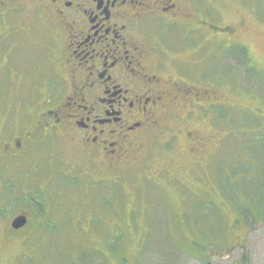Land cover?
<instances>
[{"label": "flooded vegetation", "instance_id": "obj_1", "mask_svg": "<svg viewBox=\"0 0 264 264\" xmlns=\"http://www.w3.org/2000/svg\"><path fill=\"white\" fill-rule=\"evenodd\" d=\"M215 1L0 0V81L21 87L28 76L15 65H35L24 98L0 89V231L19 215L21 228L35 227L52 212L58 156L35 158L43 146H65L102 181L147 161L152 145L168 156L177 144L186 160L163 163L162 185L168 178L182 193L190 173L218 177L222 139L202 122L236 92L239 72L219 62L236 50L244 16L222 20ZM38 194L44 201L32 202Z\"/></svg>", "mask_w": 264, "mask_h": 264}, {"label": "rangeland", "instance_id": "obj_2", "mask_svg": "<svg viewBox=\"0 0 264 264\" xmlns=\"http://www.w3.org/2000/svg\"><path fill=\"white\" fill-rule=\"evenodd\" d=\"M215 2L226 22L244 16L233 57L219 62L239 72L236 92L224 100L229 107L202 122L222 139L218 177L211 169L206 177L190 173L182 193L168 178L162 185L163 163L186 160L177 144L168 156L152 145L147 161L102 181L96 165L67 157L65 146H43L35 158L58 156V196L35 227L1 228L0 264H264V0ZM34 66L26 59L15 65L28 76L21 87L0 81L10 101L24 98L19 89L31 85Z\"/></svg>", "mask_w": 264, "mask_h": 264}, {"label": "water", "instance_id": "obj_3", "mask_svg": "<svg viewBox=\"0 0 264 264\" xmlns=\"http://www.w3.org/2000/svg\"><path fill=\"white\" fill-rule=\"evenodd\" d=\"M27 220H26V215L22 214L19 215L17 217H15L12 222H11V226L14 229H18L23 227L26 224Z\"/></svg>", "mask_w": 264, "mask_h": 264}]
</instances>
